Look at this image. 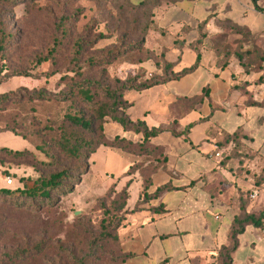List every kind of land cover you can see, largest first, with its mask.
I'll use <instances>...</instances> for the list:
<instances>
[{"label":"crops","instance_id":"crops-1","mask_svg":"<svg viewBox=\"0 0 264 264\" xmlns=\"http://www.w3.org/2000/svg\"><path fill=\"white\" fill-rule=\"evenodd\" d=\"M166 1L153 11L152 26L145 36L143 48L149 58L132 63L133 53L127 54L118 63L123 73L117 78L124 79L138 70L147 77L160 75L163 62L172 65L173 74L197 63L191 73L176 80L141 92L128 91L123 97L130 104L126 113L131 121H142L149 129L168 130L148 141L151 148L162 149L165 162L150 175L145 193L152 196L161 187L169 189L132 212L141 201L142 179L137 171L125 174L133 165L155 166L159 157L128 155L100 146L91 155L89 167L94 175L120 179L122 185L129 182L128 214L117 230L119 247L128 256L122 264H216V253L227 246L240 206L248 215L264 212V159L247 147L248 133L238 127L226 132L211 117L233 111L241 116L247 108L264 109L245 106L248 100H264V82L254 84L261 73L246 75L232 53L227 56V65L219 66L221 56L213 45L224 36L229 50L235 49L240 36L226 26L230 23L253 35L264 49V0L257 3L262 12L249 0ZM247 48L244 45L241 50ZM244 83V90L237 89ZM129 94L133 97L128 98ZM119 127L118 134L105 138L140 142V135ZM130 133L134 139L128 138ZM234 133L245 138L239 139L236 147L225 144L226 137ZM99 153L104 154L101 167L93 161ZM114 156L128 160L117 174L106 164ZM3 171L0 167L1 174ZM254 192L256 197L250 198ZM232 264H264V220L260 228L246 226L237 237Z\"/></svg>","mask_w":264,"mask_h":264},{"label":"rangeland","instance_id":"rangeland-1","mask_svg":"<svg viewBox=\"0 0 264 264\" xmlns=\"http://www.w3.org/2000/svg\"><path fill=\"white\" fill-rule=\"evenodd\" d=\"M164 1L155 0L159 4ZM136 4L132 0H0V26L5 39L4 43L0 40V77L12 71H25L29 75L27 78H9L0 84V95L16 94L0 105V147L29 152V156L23 159L26 163L22 165H17L4 154L0 155L4 161L0 188L14 190L20 187L19 179L35 180L41 173L47 175L51 172L53 166L57 171L84 168L86 162L83 161L74 167L71 164L72 168L67 167L65 163H70L72 158L60 152L58 143L60 137L73 130L62 122L64 113L83 106L76 92L79 85L84 87V79L93 80L95 71L66 73L71 66L59 52L54 66L50 62L38 65L37 61L47 55L55 41L59 43L63 31L71 37L63 39L65 43L80 38L87 49L98 33H102L105 38L93 47H116L119 37L134 25V20L146 21V13L141 16L133 7ZM63 42H60L61 50ZM118 63L101 67L95 73L99 76L100 69H104L110 78L121 77L123 71ZM53 71L57 73L51 76ZM23 88L28 91L45 89L51 97L65 100L51 102L50 109H31L35 104L27 103V95L18 92ZM68 91L73 94L69 95ZM92 92L97 96L96 101L103 102L99 86L93 87ZM132 95L129 94L128 98ZM19 96H23L22 100ZM211 121L226 132L238 127L248 133L247 147L264 159V109L247 108L241 116L236 111L225 115L217 113ZM112 125L104 126V134L108 138L118 134V129L120 131L119 126ZM111 127H117V130ZM7 129L14 130L16 135L5 131ZM21 136L32 140L34 146ZM128 138L134 139V134L130 133ZM103 156L102 153L96 154L95 166L104 164ZM117 159L114 156L106 162L108 170L114 174L121 172L128 161ZM6 177L13 179L12 186L8 188L5 186ZM119 181L89 172L80 176L72 192L60 197L52 194L50 201L41 205L18 206L22 199L15 201L0 194V264L5 263L6 253H11L18 240L22 239L33 242L46 240L49 248L44 254L49 253L50 259L54 256L56 264H78V261L81 264H116L117 247L111 236L116 231L115 226L121 224L125 210V194L121 191L124 185ZM134 197L132 192V201ZM25 249L22 245L21 251Z\"/></svg>","mask_w":264,"mask_h":264},{"label":"trees","instance_id":"trees-1","mask_svg":"<svg viewBox=\"0 0 264 264\" xmlns=\"http://www.w3.org/2000/svg\"><path fill=\"white\" fill-rule=\"evenodd\" d=\"M137 2L136 6H133L141 13V16L146 13V21L134 20V25L126 30L119 37V43L116 47H105L103 49H95L93 46L105 36L102 33H98L97 37L92 40V43L87 49L83 47V42L81 39H72L70 42H63L65 38H71L68 32L63 31L62 37L59 39V43L55 41L51 49L47 52V55L37 61L40 65L45 62H50L51 66L56 63L59 54L66 58V64L70 65V69H67L66 73L76 74L80 71L85 72V70L90 72H98L101 67H106L115 62H121L123 56L126 53L133 52L134 58L132 63H141L149 58V53L144 50V40L147 32L152 26L153 11L160 5L159 2L156 3L155 0H132V2ZM173 0H167L166 3L172 2ZM253 8L257 12H262V10L257 6L259 0H249ZM145 8H148L146 10ZM226 26L233 32H236L240 36L239 40L235 44L237 46L235 49L229 50L230 48L226 45V37L221 36L216 42H214V52L217 56H221L219 60V66L224 67L227 65V56L233 54L235 59L242 66L243 71L246 75L251 73H261L259 78L254 82V84H262L264 82V49L255 40V37L245 29L233 26L227 23ZM132 36L127 38V36ZM0 36L1 42L4 43V34L2 33V28L0 26ZM60 42H63L64 48L61 50ZM247 46L246 50H241V47ZM223 47V49H221ZM59 49V51H58ZM221 49V50H220ZM59 52V54H58ZM198 60V59H197ZM197 63H195L191 68L181 71L180 73L173 74L171 72L172 65L163 62L161 64V74H151L148 77L145 75L144 71H135L132 75H127L124 79L110 78L107 75L106 70L100 69L99 76L94 72L93 80L84 79V87L79 85V89L76 92V96L79 97L81 108L71 109L70 112H65L62 117V122L67 126L71 127L73 130L69 134H65L60 137L58 143L60 152L64 155L71 157L72 161L70 163L66 162L67 167H71V164H77V162H86L84 168L82 169H62L57 171L54 166L51 167V172L47 175L41 173L39 177L35 180L31 179H19L20 187L14 190L6 189L5 187L0 188V194L6 195L8 198L15 201L21 200L20 205L24 206L27 204H46L50 201L51 195L63 196L73 191V188L77 181L80 180L81 175H86L90 172L89 160L92 154L100 147L118 150L123 154L128 155H138L143 157L153 158L156 155L159 159L155 160V166L152 164L143 165H133L126 172L125 176H129L134 172H138L142 179L143 194L141 195V201L137 202L132 210V212L138 211L140 207L146 204L150 199L155 198L164 190H168L169 187L164 186L159 188L156 193L152 196L146 195V191L150 186V175L152 172L157 170L159 167L164 165V157L162 156V149L148 145V141L155 137L156 135L168 131L167 129H155L147 128L142 121H131L127 115V110L130 104L124 100V94L128 91L141 92L150 89L155 86L165 84L170 80H176L186 74L191 73L196 68ZM75 67H83L74 71ZM57 71H53L50 75L53 76ZM68 76V75H64ZM27 78L28 73L25 71H12L10 73H5L0 77V84L4 83L9 78ZM105 80H104V78ZM104 83L105 85H103ZM244 83L240 88L237 89L244 90ZM100 87L103 94V102L96 101L97 96L92 92L93 87ZM18 92H23L27 96V103L35 107L31 109H50L49 104L51 102L61 103L65 99H56V97H51V93L47 92L45 89H33L26 90L25 88L20 89ZM69 95L70 93L68 91ZM16 94H2L0 95V105L5 104L15 96ZM23 96H19L20 99ZM22 100V99H20ZM246 107H264V100L261 103H255L248 100L245 103ZM114 123L121 126L124 131L132 132L134 134L140 135L141 140L139 143H130L129 141L115 137L112 140H107L103 132V126L106 123ZM14 135L15 131L11 129L5 130ZM174 134V132H173ZM245 138L239 133H234L232 136L226 137L225 144L232 143L234 146L239 145V139ZM21 139L25 140L30 146H34L32 140L21 136ZM83 153V154H82ZM6 155L13 161L17 162V165H22L26 163L23 161L25 156H29L27 150H10L4 147H0V155ZM4 161L0 158V167H2ZM45 168H47L45 166ZM72 168V167H71ZM4 172V171H3ZM13 180V179H12ZM8 188L11 185H6ZM129 182H126L122 188V192L125 194V200L123 207L125 208V202L127 200V188ZM250 197V196H249ZM124 215L121 219V224L115 226L116 231L111 238L117 247V263L122 264L128 256L123 254L117 239V230L122 226L128 211L124 210ZM262 220H264V212L260 213L258 216L248 215L245 212L244 206H240L239 216L236 217L231 225L227 246H222L218 249L216 253V264H232V254L237 248V237L242 234L246 226H251L253 228H260L262 226ZM106 235V233H105ZM25 246V250L21 251V246ZM46 240L41 239L37 242L26 241L22 239L18 240L17 246L11 253H6L4 256L5 263L3 264H24L27 262L29 264H56L55 257L51 259L48 254H44L48 249ZM23 252V253H22ZM45 260L46 263H43ZM78 264H81L78 261Z\"/></svg>","mask_w":264,"mask_h":264},{"label":"built area","instance_id":"built-area-1","mask_svg":"<svg viewBox=\"0 0 264 264\" xmlns=\"http://www.w3.org/2000/svg\"><path fill=\"white\" fill-rule=\"evenodd\" d=\"M218 156H219L218 154H215V157H218ZM12 181L13 180L10 177H6L5 178V184L6 185H11ZM254 197H256V192L252 193L251 196H250V198H254Z\"/></svg>","mask_w":264,"mask_h":264}]
</instances>
